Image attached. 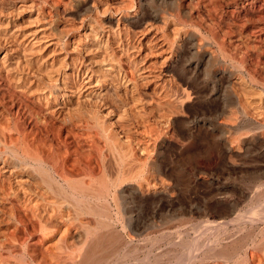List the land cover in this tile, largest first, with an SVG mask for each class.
I'll return each mask as SVG.
<instances>
[{"label": "bare ground", "instance_id": "1", "mask_svg": "<svg viewBox=\"0 0 264 264\" xmlns=\"http://www.w3.org/2000/svg\"><path fill=\"white\" fill-rule=\"evenodd\" d=\"M137 1V8L134 6L133 8L136 9L130 11V13L127 12L129 9L126 10L127 6L124 7L123 4L125 3L123 2H121L123 7H121L126 9L118 10V8H121L119 7L120 0H118V6L116 5V10L112 7L115 12L111 11V9L109 10L108 2L105 4V8L98 5L100 8H104L103 11H100L104 17L112 14L114 19V14H116L115 17L118 15V19L115 21L117 22L116 27L107 29L110 27L107 26L106 21H110L111 16L109 18L107 16L103 20H97L95 18L97 14H94L95 17L89 14L87 19H83L85 17L83 14L85 13L99 12L96 2L92 0H70V2L78 4L75 5L78 7L77 11L75 10L76 15H83L84 17H81L80 24H78L80 33L78 32L76 36L65 38L68 42H66V45L70 46V48L66 47L73 54L78 53L84 56L87 59L85 61L88 62V67L82 68L79 72L80 82L76 88L66 87L67 74L62 73L65 75L62 76L60 67L57 66L58 68H55L59 63L56 65L50 63L52 65L50 67V64L48 66V63L46 64L45 62L47 59L43 61L48 57H43L47 44L41 45L40 43L42 41L40 37L43 38L42 35H44L45 25H42L44 20L41 18V14L39 15V12H34V7L30 4V1L15 0V2H11L13 9L6 17L4 16L5 19L1 17V41L3 40V43H9L14 46V51H11V48L9 50L3 48L6 47L5 45L3 47L0 46V55H2V57L0 56V63L2 62L3 66L6 65V67H2L1 64L0 73L3 71L8 73L10 69L11 71L13 69L16 71L22 66L23 68L26 66L29 69L33 67V75L36 74L41 77L40 81L37 80L38 83L32 86V76H29L31 80L27 79L28 82H25L26 79L22 81L16 73V84L27 83L24 85L26 92L34 98V101L45 113L51 114V116L55 113L60 114L63 117L62 119L67 124L69 123L68 127L71 125V127L80 128L79 133L82 131V134L78 133V139L86 146V157L83 156L85 160L82 162L75 160L72 164L70 163L71 165L67 166V163L65 164L63 160H60L59 155L52 146H45L41 142L37 143L43 146L30 144V141H27L26 138H20L21 136L19 137L13 134L11 130H8L6 120L4 121L0 117V264H264V196L261 194L262 191L259 187L263 185H258V187L256 185L255 191L253 190L254 194L245 196L249 205L245 206L248 209L247 211L244 210L245 212L243 211L240 215L236 214L234 218H230L232 222L231 228L227 227L229 221L227 223V220L221 217L217 222H210L204 219L205 221H200V226L196 230L184 232V234L169 232L166 227L168 232H160V227L153 219L160 207L159 204L162 197L166 199L171 194L168 195L169 183H164L161 180V175L164 173L159 168L160 165H158L157 160L162 155L164 145L168 141L166 139L167 136H165L167 133L166 127L169 125L170 128L171 125L176 126V123L178 124L176 111L173 109H171L173 111L168 110L165 100L163 101V96L167 97L170 94L169 92L165 93L166 84L163 83L164 86H162L166 88L164 89L165 92H163L166 95L162 94V97H157L163 91L161 90L162 88L160 89V83L157 82L159 72L157 67L160 63L162 66L167 65V60H172V56L176 58L180 47L174 43L170 44L167 37L171 36H164L167 33L165 34L163 30L161 31L164 34L159 32L161 42H158V44L160 43V45L149 44L150 42L147 40L146 44L148 46L140 41L138 45L135 43L136 46L134 44H124L123 39L119 37L121 30L118 22L129 23L134 18H138L131 24L136 28L143 27V29H136V31L140 30L137 34L144 38L157 25L165 28L170 21H173L174 17H180V12L172 6L173 4L176 5L174 3L175 0H162V2L165 1L163 4H166V6L164 8L162 6V9L152 12L149 11V13H144L143 9L146 7L144 5L146 0ZM4 5L5 2L0 0V14ZM113 5L115 6V4ZM130 7L132 9V5L128 6V8ZM148 8L150 10L149 6ZM145 9L147 10V8ZM26 13H28L26 24L22 26L25 29L23 33L21 32L22 34H19L21 30L19 31L20 27L15 24V20ZM120 19L123 20L120 21ZM40 22H42L41 25ZM172 23L174 25V21ZM74 28L73 26L72 30ZM78 28L75 29L78 30ZM123 28L125 27L122 26ZM69 32L68 30L67 33ZM133 34H135V30L132 32ZM132 35L128 37L133 41L136 38L132 37V39ZM47 36L45 39H48ZM154 38L153 41H150L154 42ZM129 39L127 38V40ZM148 39H152V35ZM1 41L0 44H2ZM50 42L51 44L49 45H53V41L46 43ZM47 52L51 55L49 51ZM55 53H57V50ZM52 56L51 59L54 58ZM23 59L25 60L23 63L25 66L20 65ZM73 59L75 58L70 60L72 61ZM70 60L68 61L71 62ZM59 62L61 64V61ZM79 63H81V59ZM172 68L168 67L166 73H170ZM179 68L182 67L180 66ZM21 70L24 71V69ZM29 72L31 71L29 70ZM171 75L170 78L174 76ZM70 76H72L73 80V75ZM74 76L76 77V75ZM61 77H63L60 83L62 86L59 87L67 90L64 89L65 91L63 90L62 93L59 90L60 93L55 95L53 89L56 84H59L57 82ZM163 77L162 79L164 80L165 78ZM239 78L238 81H240L243 90L246 92L250 91L251 88L245 83L244 77L240 76ZM253 78H251V84L257 85L261 89L259 92L251 91L255 104L253 103L250 107H248V104L247 107L245 105L247 100H241L243 97L239 99L242 102L245 101L242 104V112L251 114L252 117L254 116L264 121V111L261 110V105L264 101V80L258 81V78L255 81L256 77ZM75 79L78 80L79 78ZM237 83L239 86V82ZM147 88H150L155 96L157 95L156 100L153 97L150 98L153 101L149 99V102H147L141 98L142 90ZM110 90L113 96L112 104L115 105L112 108H116V114L106 107L105 95ZM166 97L165 99L167 100L168 98ZM181 100L183 101V99ZM88 106L91 108L98 107L100 108L99 110L102 108L103 113L91 108L86 110L85 108ZM176 110L177 114L181 113L178 112V109ZM242 112L240 113L242 114ZM112 114L115 115V121L122 123L118 126L121 129L120 132L118 128H114L115 123ZM47 118L49 117L47 116ZM63 120L61 121L63 122ZM129 120H132L131 124L128 123ZM129 125H132L133 131L137 133L138 138L131 139L133 136L130 137L129 134L132 128ZM231 128L233 127L231 126ZM133 131L132 133H134ZM235 138H237L235 140H239V137ZM231 144L229 145V151L232 150L234 152L235 149H238V145L235 148ZM165 174L167 176V173ZM234 191L230 187H224L221 193L228 194ZM241 195L242 193L239 192L240 198ZM136 200L141 203V208L145 206L153 210L151 212L153 215L151 224H141L137 220L136 215H134V211L130 212L136 206ZM26 220L32 224V230L28 231L25 228V236L17 238L16 229L19 225L26 227ZM163 228L161 227L162 230ZM172 245L174 247L179 245L178 247L181 250L178 251L181 252L178 255L171 251L173 248L168 249ZM240 252L242 253L240 254Z\"/></svg>", "mask_w": 264, "mask_h": 264}, {"label": "rangeland", "instance_id": "2", "mask_svg": "<svg viewBox=\"0 0 264 264\" xmlns=\"http://www.w3.org/2000/svg\"><path fill=\"white\" fill-rule=\"evenodd\" d=\"M2 1L5 2V5L3 6V9H1L2 11L1 14L3 15L0 14V22H2L1 19L4 18V16L6 17V15L9 14V12L13 9V4L11 2H15V0H2ZM27 1L28 2L30 1V4L34 7L35 10L34 12L35 13L39 12V15L41 14V18H43L44 20L42 25H45V29L43 30L44 31L43 34L45 36L42 35L43 38L40 37L42 40L40 43L41 45L47 44L46 52L43 53V57L48 56L49 59L47 57L43 61L47 59L48 62L47 61L45 62L46 64L48 63L47 64L48 66L50 63H52V65L53 64L56 65L57 63H59L55 66V68L60 67L59 68L61 69V71L59 70L60 73L61 74L63 73L65 75L67 74L66 75L67 88H69V86H71L70 88L72 87L76 88L80 82L79 81L80 70L82 68L88 67V62H86L87 59L78 53L73 54L70 50H67L68 48H70V46L66 45L68 43L66 39L69 38V36L73 37L76 36L78 32L80 33L78 24H80L79 21L82 19L81 17L85 15V17L83 16L84 17L83 19L85 20L87 19L89 14L90 16L93 17H95V15L97 14L96 16L98 18L97 17L95 18L97 20L98 19L103 20L105 19V17L108 16L107 18H109V16H111V20L106 21L107 26L110 27L107 29H111L113 27H116L117 22L115 21L118 19V15L117 17H115L116 14H114L115 20L112 18V14L111 15L108 14L105 17L101 15L102 12L100 13V11H103V9L105 8V4L107 2H108L107 6L109 7V10L111 9V11H113L112 7H114V9L116 10L117 8L116 5L120 3L119 7L121 6L123 7L124 5V7L127 6L126 7L127 9L121 7L118 8V10L129 9L127 11L128 13H130V11L132 10L134 11V9L137 8V5L139 3L137 0H131V1L120 0L119 3L118 0H105V2L104 0H100V2H98L99 0H92L93 2H96L95 4L97 5L99 12L97 13L92 12L88 14L85 13L82 16H77L76 11L78 7H76L75 5L78 4L72 3L70 2V0H27ZM136 1L138 3H136ZM121 2L125 4L122 5ZM163 3H165V1L162 2V0L159 1L146 0V4H144L146 7L143 8L144 13L145 12L149 13V11L152 12L154 10L162 9V6L164 8L166 4ZM174 3L178 6L174 4L172 6H174L175 10H179L178 12H180L179 16L181 18L174 17L173 18L174 25L172 23L173 21H170L169 25L165 26V28L167 27L166 29L164 28V26L162 27L161 25L159 26L157 25L155 27L156 29L154 28L155 30L153 29L150 33H148V35L144 36V38H141V36L137 34L138 31L143 29V27L136 28L134 25H132L136 20H138V18L137 19L134 18L131 21L132 24L131 22H129L131 26H129L130 24L127 22H118V25L121 30L120 34L122 35V37L121 35L119 37L123 39L122 41H124V44L126 43L131 45L134 44V46H136L140 41L141 43L143 42L146 46H148V44H146V42L148 41L150 42L149 44L155 45L158 44V42H161L160 33L164 34L163 31H165V34L166 33L167 34L164 36L166 37L171 36L169 38L167 37L168 42L170 44L174 43L180 47L179 54L176 56V58L172 56L171 57L172 60L170 61L167 60V65L165 64L162 66V64L161 63L158 64L159 63L158 62L157 64L158 67L160 65L159 67L160 69L156 65L157 71H159L157 82L160 83V89L162 88L161 90H163L162 92H160L159 94L160 96L159 95L156 96L159 98L163 96L162 94L166 95L168 92L170 94L172 93L171 95L169 94L167 97L163 96L164 98L163 101L165 100V104L166 107L168 106L167 107L168 110L173 109L174 111H176V113L175 112L174 113L177 116V122H178V124L176 123V126L171 125V127L169 128L168 125L167 126L168 128L166 127L167 133L165 134V136H167L166 139L168 141H166L164 145L162 155L157 160L159 163L158 165H160L159 168L161 169V171L164 174L167 173V176L166 174L165 176L164 174L161 175V180L164 183H169L170 187L168 189L169 191L168 195L171 193L170 194L171 197L168 196L166 197V199L165 197H162V200L160 201L161 203L159 204L160 207L158 208L154 216L151 213L153 210H150L145 206L141 208V203L138 202L137 200H136L137 203H135L136 206H134L133 207L134 209L130 212L132 213L134 211L135 213L134 215H136L137 220L141 224H145V223L151 224L152 223L151 217L153 216V219L155 220V222H157V225L160 227V232H168L166 229L168 228L169 232H175V233L178 232L179 234H184V232H190L192 230H196L197 227L200 226V221L201 222L205 221L204 219L209 220L210 222H217L220 220L221 217L224 220H227L226 221L227 223L229 221L227 227L231 228L232 226L231 219L234 218L236 214L240 215L241 213H243L244 210L247 211L248 208L246 206L249 205L247 199H245V196H248L250 194L253 195L256 189V185L257 187L258 185H263L259 187L261 188L262 191L261 194L264 196V191H263L264 190L263 188L264 187V123L263 122L264 121L262 119L261 121L259 118H256L254 116L252 117L251 114H244L242 112L243 109L242 104L246 100L248 101V102L246 101L247 103L245 102L246 107L247 104L248 107H250L255 102L254 98L252 97L253 93L251 91L259 92V90L261 89L259 86L251 84V78L256 77L255 79L253 78L255 81H257L258 78H259L258 81L264 80L263 79L264 78V21H263L264 0H175ZM62 4L64 5L62 6ZM113 4H115V6ZM69 5L70 7L71 6L72 7L70 8ZM98 5L100 7L104 6V8H100ZM129 5L130 6L132 5V9L131 7L128 8ZM134 6H136V8H133ZM148 6L150 7V10ZM99 8L102 10H100ZM145 8H147V10ZM115 10L113 12H115ZM27 14L28 13L20 15L21 17H18V19L15 20V24L19 25L20 27L19 31L21 30L19 34H22L25 29V27L22 26L26 24V20H27L26 18L28 16ZM186 17L188 18L185 20ZM122 20L120 19V21ZM41 23L42 22H40V25ZM73 26L75 28H78L79 31L75 28L72 30ZM122 26L125 27L123 29H125L126 31L122 29ZM128 26L132 30H130ZM136 29H140V30L136 31ZM68 30L70 31L69 33H67ZM134 30L136 35L135 34L132 35V32H134ZM151 33H153L154 36ZM129 34L132 35L131 38L135 37L136 39L132 38L133 41L129 39L128 37L130 36ZM46 35L49 36V37L47 36L48 39H45ZM151 35H152V39H148V37H151ZM127 38L129 40H127ZM153 38H154V42H152ZM171 40H173V42H171ZM49 41H53L54 42L53 45L51 46L49 45L51 44V42L46 43ZM1 43H2L0 44L1 47L5 45L6 47L3 48H6L8 50L11 48L12 49L11 51H14L13 50L14 46L10 45L9 43L8 44L5 42L3 43V40L1 41ZM135 43L137 44L135 45ZM158 45H160V43ZM58 48H60L61 50ZM54 49L57 50V53H55L56 50ZM47 51H49L51 55H49ZM0 56L2 57V55ZM51 56L54 58L51 59ZM72 58H75L73 59L74 61L70 60ZM80 59H81V63H79ZM68 60H70L71 62H69ZM59 61H61L62 65L60 64ZM24 62H25L24 59L23 61L21 60L20 65H24L23 64ZM72 62L73 64H71ZM1 64L2 67L4 66L6 67V65L3 66V63L1 62L0 68H2ZM52 65L50 64V67H52ZM178 65H180L182 68L184 67L185 70L184 68L178 69V67H180ZM167 66L169 68L174 67L171 69L170 73H166V71L168 70ZM21 69H24V71ZM32 69L31 68L29 69L26 66L23 68L22 66L18 70L16 69L17 72L14 69L12 71L10 69L8 72L9 75L7 72L4 71L0 73V117L4 119V121L6 120L8 130H11L13 134L18 135L19 137L21 136L20 138H24V139L26 138L27 141H30L29 142L30 144L36 145L41 142L45 146H49V145L52 146L59 155L60 160H63L65 164L67 163L66 164L67 166L70 163L72 164L73 161L75 160L82 162L83 160H85L86 157V146L82 144L80 139H78L79 138L78 133L80 132V128L71 127V125H69L70 127L69 128L68 127L69 123L67 124V122H65L62 119L63 117L60 114L55 113L53 114L54 116L53 115L51 116V114L45 113L38 106L36 101H34V98L29 93L26 92L24 85L27 84L25 83L28 82L27 79L31 80L30 77L32 76V80H33L32 86H33L36 85L38 83L37 80L40 81L39 79L41 78L36 74H35L36 76L33 75L34 72ZM73 69L74 71L76 70V72H74ZM25 70L26 72L27 71L28 72L26 73ZM29 70L31 72H29ZM247 73H249L250 75ZM63 74L62 76H65ZM69 74L73 75V80L71 78L72 76H70ZM171 74L174 75L172 77L173 79L170 78ZM16 75L22 81L26 79L24 83L21 82L23 85L21 83H17L18 85L16 84V80H17ZM23 75L25 78L23 77ZM74 75H76V77ZM161 76L162 77L168 76V77H163L165 78L164 81ZM238 76L244 77L245 83H247V85L251 88L250 91H247L251 96L245 90H243V87L240 85V81H238V79H240ZM250 76L251 78H249ZM228 77L229 79L230 78L231 79L229 80ZM10 78H12V80L15 78V80L12 81L10 80ZM74 78H79V79L78 80L75 79L77 80L75 81ZM166 78H168L167 79L168 82L166 81ZM8 79L10 82L8 81ZM61 79L63 80V77L58 79L57 83L59 84H56L54 86L55 90L53 89V91L55 92L54 93L55 95H58L60 91L62 93L64 89L67 90L66 88L64 89L60 88L62 86V84H60L62 81ZM226 81H228V83H226ZM13 82L15 83V87ZM237 82H239V86ZM163 83L166 84L165 87L167 89L162 87L164 86ZM168 84L171 87H169ZM18 88L20 89L18 90ZM21 88L22 89L24 88L23 89L24 91ZM164 89H166V92L164 91ZM145 90L147 91V93ZM110 91L106 93V95L108 94L107 97L105 95V101L107 104L106 107L107 109L109 108L110 111H112L114 114H116L115 113L117 112L116 108H112L115 105L112 104L113 96L111 95L112 91L111 92ZM185 91L187 92L183 93ZM163 92H165L166 94ZM156 96L154 95V92L150 88L144 89L141 92V98L147 102H149V99L153 97L155 98L154 100H156ZM165 97L168 99L166 100ZM181 99H183V101ZM239 99L241 100L245 99V101L242 102ZM150 100L153 101V99ZM166 101L168 104L166 103ZM170 102L173 103L170 104ZM186 104L187 106H185ZM181 105H183L182 107L184 108H182ZM87 108L90 109L91 107L88 106L85 109L88 110ZM91 109L96 110L99 113H103L102 108L101 110H99L100 108L98 107L97 108L92 107ZM176 109H178V112L181 113L177 114ZM261 110L264 111V101L263 104L261 105ZM240 112H242V114ZM114 114H112V118L115 123L114 128H118V126L121 125L122 123L115 121ZM47 116L49 118H47ZM37 120H39L42 124ZM61 120H63L64 123ZM181 121L182 122L184 121L183 124ZM130 122H132V120L128 121L129 124H131ZM260 122H262L261 123L262 125L259 124ZM129 126H131L132 128V125ZM231 126L233 128H231ZM133 130H134L133 128L130 129L131 133L129 134V136L130 137L133 136L134 138L132 137L131 139L134 140L135 138L138 137H137V133H135ZM120 131L121 129H119V132ZM132 131L134 133H132ZM243 132L244 133L246 132V134H244ZM79 134L81 135L82 131ZM242 135L245 136L243 137ZM46 137L50 140H48ZM235 137H239V140H235L237 139ZM228 142L230 144L232 143L231 145H233V147L235 148L238 145L237 147L238 149H235L234 152L232 150L229 151L230 144ZM233 142L235 143L237 142V143L233 144ZM42 144H38V146H41ZM56 144L57 146H55ZM83 156L85 157L83 158ZM172 173L175 175H173ZM224 187L225 188L230 187L235 191L233 193H228V194L221 193V190ZM239 192L242 193L241 198L239 197ZM166 201L168 204L166 203ZM246 202L247 204H245ZM183 221L185 222L183 223ZM25 225L26 227L20 225L17 227L16 229L17 231L16 236H18L17 238H22L23 236H25L24 230L26 229H28V231L32 230L31 229L32 224L29 221L27 222L26 220ZM182 225L183 227H181ZM193 226L194 228H192ZM161 227L162 228L164 227L163 230L161 229ZM178 246L179 245H176L174 247L172 245L171 248L168 249L170 250L173 248L171 251L174 254L178 255L181 252L178 251L181 250L180 247ZM241 253L242 252H240V254Z\"/></svg>", "mask_w": 264, "mask_h": 264}]
</instances>
